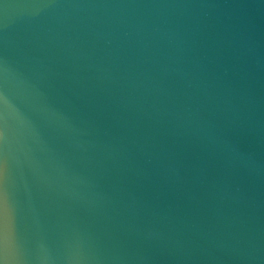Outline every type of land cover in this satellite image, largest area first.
Listing matches in <instances>:
<instances>
[{"label":"water","instance_id":"95a60500","mask_svg":"<svg viewBox=\"0 0 264 264\" xmlns=\"http://www.w3.org/2000/svg\"><path fill=\"white\" fill-rule=\"evenodd\" d=\"M0 264H264V0H0Z\"/></svg>","mask_w":264,"mask_h":264}]
</instances>
